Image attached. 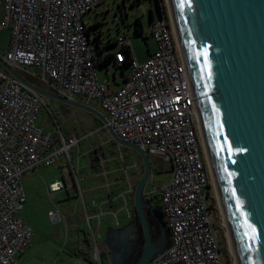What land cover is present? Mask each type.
I'll use <instances>...</instances> for the list:
<instances>
[{"label":"built area","instance_id":"2783aa9c","mask_svg":"<svg viewBox=\"0 0 264 264\" xmlns=\"http://www.w3.org/2000/svg\"><path fill=\"white\" fill-rule=\"evenodd\" d=\"M111 1L0 0V29L11 32L9 50L0 53V264H17L16 257L27 250L33 237L32 228L18 216L26 202L25 175L52 165L65 154L70 167L64 168V173L82 201L84 195L78 178L80 166L70 156L79 140L75 135L64 137L60 128L58 135L46 134L37 125L47 98L16 79L1 61L32 79L34 85L100 112L107 123L97 132L111 128L121 140L169 165V182L144 190L150 204L153 195L159 194L170 233L169 246L149 264H229L215 225L211 207L213 197L216 199L215 185L173 17L161 9L159 17L150 21L156 51L143 63L130 53L129 74L120 88L112 89L99 80L100 56H112L111 63L122 66L128 59L123 48L131 49V38L120 36L118 50L100 53L97 30L83 19ZM136 156L130 168L137 181L144 168ZM64 173L62 181L46 187L51 200L59 192L69 193ZM127 184L133 192L129 177ZM104 203L93 201L98 212L91 215L83 201L94 259L100 263L97 239L102 216L112 214L119 227L117 213L104 211ZM54 207L49 211L52 221H65L60 209ZM93 220L97 228H93Z\"/></svg>","mask_w":264,"mask_h":264},{"label":"water","instance_id":"95a60500","mask_svg":"<svg viewBox=\"0 0 264 264\" xmlns=\"http://www.w3.org/2000/svg\"><path fill=\"white\" fill-rule=\"evenodd\" d=\"M170 5L236 264H264V0H170ZM1 63L47 99L107 123L93 108L34 85ZM107 132L117 145L135 150L143 163L134 205L135 232L142 230L144 245L132 264H149L166 250L168 242L153 241L147 216L150 212L166 228L163 217L144 197L151 161L139 146L121 140L111 128ZM109 231L114 235L111 240L113 235L108 234L106 240L111 264H128L138 241L121 239L130 230Z\"/></svg>","mask_w":264,"mask_h":264},{"label":"rangeland","instance_id":"374dc122","mask_svg":"<svg viewBox=\"0 0 264 264\" xmlns=\"http://www.w3.org/2000/svg\"><path fill=\"white\" fill-rule=\"evenodd\" d=\"M161 4L167 10V13L172 15L169 0H158V2L157 0H112L111 2L101 4L95 10L87 13L83 19L87 25L100 23L97 32L101 35L102 45L104 47L111 45L107 51L118 50L119 47L114 46L115 40L126 34L131 38L133 56L140 63H143L148 60L150 53H154L157 49V44L150 35V13L152 12L154 18H158L160 13L158 6L160 7ZM120 12L123 13L124 18H122ZM137 19H140L143 25L146 39H143L135 32V21ZM10 37V30L0 29V53H5L9 50ZM32 70L37 69L34 68ZM97 71L99 80L108 83L112 89L120 88L124 84L125 77L129 74V68L117 67L114 63L107 66H99ZM76 98L81 99L80 97ZM37 125L46 134L52 133L53 135H58L60 127L61 132L66 133V137H70L71 135L77 137L79 143L71 149L70 156L73 162L76 165L78 163L80 166L78 178L80 187L84 191L83 201L88 213L95 215L98 212L92 205L93 201H96L98 204L105 201L102 205L103 210L117 213L119 220L118 228L130 230L123 237L120 235L121 239L127 243L138 241L139 233L135 232L136 220L133 208L135 207V189L139 180L136 181L130 168L132 158L136 155L138 157V153L133 149H124L120 146L123 156L127 157L126 163L128 162V158L130 160L127 163L128 177L131 178L133 192L127 182L125 188L122 190L115 191L112 185L107 189L105 178L103 176H100L99 179L92 177L87 168L88 157L86 156V152L97 149L102 144L107 145L111 140L107 131L101 130L97 132L99 122L95 116L77 108L47 99V106L43 105L38 113ZM78 156H81L79 160ZM149 158L152 165L150 177L152 179H149L145 188H161L170 180L169 165L158 156L150 155ZM69 167V158L63 154L52 165L48 167L40 166L33 174L24 176L22 183L26 192V202L18 216L25 224L32 228L33 237L27 250L22 255L16 257L17 264H111L112 252L108 248L102 247L100 238L97 239L98 250L100 252L104 251L102 252L104 254L100 256L101 263L94 259V246H89L86 241V238H88L86 232L90 233L89 226L84 219L83 201L76 195V188L69 183V177L64 173V168L68 169ZM63 173L69 184V193L59 192L56 194L55 199L51 200L47 195L46 187L52 182L62 181ZM109 183L113 182L109 181ZM154 196L159 197V194L153 195L151 205L157 203V198ZM215 196L218 208L215 219L220 218L221 225L219 224V227L221 226L223 229V231L217 229L219 240L226 247V252L228 253L226 255L227 259L229 256L228 263L231 261V263L235 264V257L216 187ZM54 205L65 216V221L60 223L52 221L49 211L55 209ZM148 217L150 225L154 230L153 241L159 243L162 238L168 241L170 236L166 228L163 230L160 222L153 215H149ZM115 223L116 219L112 214L102 216L100 233L103 235L108 228H115ZM92 225L95 228L97 225L96 220L92 221ZM108 234L109 237L113 235L111 231ZM113 237L114 235L111 237V240ZM143 245L137 243L136 248H140L142 252Z\"/></svg>","mask_w":264,"mask_h":264},{"label":"trees","instance_id":"16d2710c","mask_svg":"<svg viewBox=\"0 0 264 264\" xmlns=\"http://www.w3.org/2000/svg\"><path fill=\"white\" fill-rule=\"evenodd\" d=\"M157 2H158V0H157ZM134 4H135V2H134ZM160 7L158 6L159 12H160L161 9H164L162 4L160 5ZM120 10H121V8H120ZM120 14H121L122 18H124L123 13L120 12ZM153 19H154V16H153V14L151 12L150 13V21L153 20ZM99 26H100V23L98 22V23L93 24L92 28L97 30V28ZM135 32H136L137 35L141 36L143 39L144 38L146 39V37L144 36V28H143V25H142L140 19H137L135 21ZM100 36H101L100 33L96 32L95 39L99 40L97 42V46L99 47V52L103 53V52L107 51L108 47H111V45H107V46L104 47L102 45V43H101V37ZM114 46H116V40H115ZM123 49L128 54L127 62L124 63L122 66H120V65H116V66L117 67L128 68L129 63H130L129 55H130V53H132V51L128 47H124ZM111 60H112V56H110V57L100 56L99 66H107V65H109L111 63ZM24 78L27 81H29L30 83L35 84L34 81L32 79H30L29 77L24 76ZM96 119L99 122V127L98 128L99 129L102 128V125H103L102 122L98 118H96ZM60 130H61V128H60ZM61 133H62V135L64 137H66L65 136L66 133L64 134L63 131ZM120 148L121 147L119 145H117L111 139L109 144H107V145L106 144L105 145L102 144V145H100V147H97V149H94L92 151H87L86 152V156L88 157L87 168L90 171L92 177H96L97 179H99L100 176H103L105 178V182L106 183H109V181L113 182V183H111V184L109 183V184H110V187L112 185V188L115 191L122 190L123 188H125L126 182H127V178H128V174H129L127 163L130 162V160L128 158V162L126 163V160H127L126 158L127 157L123 156ZM123 148L126 149L125 147H123ZM80 157H79V159H80ZM104 173H105V175H104ZM156 198H157V203L155 205H152V207L154 208L156 213H158L160 216L163 217V213H162L161 206H160V198L158 196ZM211 207H212V210H213V213H214V220H215L216 228L217 229H221L223 231L222 227L221 226L219 227V224L221 225V222L219 220L220 218L219 219H215V215L217 216V213H218V208H217L216 199L214 197H213V200H212ZM133 210H134V215L136 217L135 207L133 208ZM147 215L149 216V215H151V213L147 212ZM148 219H149V217H148ZM163 221L165 223L164 218H163ZM149 223H150V220H149ZM165 226H166V223H165ZM166 230L168 231L167 227H166ZM86 235H87V232H86ZM153 235H154V233L152 231V237H153ZM169 236H170V233H169ZM86 241L89 244V246H92L90 238L89 239L86 238ZM137 243L139 245H143L144 244V235H143L142 230H140V232H139L138 242ZM169 244H170V237H169V240L167 242L166 247H168ZM224 248L226 250V247H224ZM103 257H105V256H103ZM228 259H229V256H228ZM229 264H231V261H230Z\"/></svg>","mask_w":264,"mask_h":264},{"label":"crops","instance_id":"0c3cea01","mask_svg":"<svg viewBox=\"0 0 264 264\" xmlns=\"http://www.w3.org/2000/svg\"><path fill=\"white\" fill-rule=\"evenodd\" d=\"M55 206V205H54ZM91 215H93V214H91ZM94 221V220H93ZM97 222V221H96ZM97 226H98V224L95 226L96 228H97ZM100 226H101V223H100V225H99V238H100V240H101V242H100V244L102 245V247L103 248H105V249H107L108 247H107V244H106V240H107V235H108V232H109V230L110 229H117L118 227L117 226H115V228H108L107 230H106V232L102 235L101 233H100ZM89 232V231H88ZM87 237H88V239L90 238V235H89V233H87ZM105 237V239L103 240V238ZM80 240L82 241V239L80 238ZM83 242V241H82ZM91 245H92V241H91ZM102 248V249H103ZM102 252H104L103 250H102ZM104 254V253H103ZM106 255V254H105ZM107 258V257H106Z\"/></svg>","mask_w":264,"mask_h":264},{"label":"flooded vegetation","instance_id":"af4514ba","mask_svg":"<svg viewBox=\"0 0 264 264\" xmlns=\"http://www.w3.org/2000/svg\"><path fill=\"white\" fill-rule=\"evenodd\" d=\"M154 233V230H153ZM117 243H120L117 242ZM115 245H112V247H114ZM141 254L140 248H136V246L130 251L129 259H128V264H132L133 262H135V260L138 258V256Z\"/></svg>","mask_w":264,"mask_h":264},{"label":"bare ground","instance_id":"6f19581e","mask_svg":"<svg viewBox=\"0 0 264 264\" xmlns=\"http://www.w3.org/2000/svg\"><path fill=\"white\" fill-rule=\"evenodd\" d=\"M169 3H170V0H169ZM170 8H171V5L169 4ZM171 13H172V9H171ZM173 16V14H172ZM173 23H174V20H173ZM235 264H236V261H235Z\"/></svg>","mask_w":264,"mask_h":264}]
</instances>
